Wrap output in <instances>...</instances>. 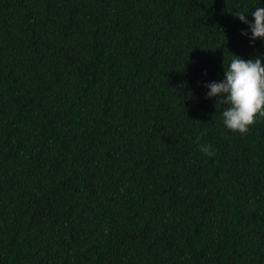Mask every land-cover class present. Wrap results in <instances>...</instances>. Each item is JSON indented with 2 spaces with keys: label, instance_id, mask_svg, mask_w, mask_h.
Wrapping results in <instances>:
<instances>
[{
  "label": "trees",
  "instance_id": "16d2710c",
  "mask_svg": "<svg viewBox=\"0 0 264 264\" xmlns=\"http://www.w3.org/2000/svg\"><path fill=\"white\" fill-rule=\"evenodd\" d=\"M257 3L0 0V264H264V116L202 84Z\"/></svg>",
  "mask_w": 264,
  "mask_h": 264
},
{
  "label": "clouds",
  "instance_id": "9594fccd",
  "mask_svg": "<svg viewBox=\"0 0 264 264\" xmlns=\"http://www.w3.org/2000/svg\"><path fill=\"white\" fill-rule=\"evenodd\" d=\"M249 11L253 19L245 15ZM249 11H235L234 15L247 25L240 30L241 35L255 44L257 38L264 40V4L258 0ZM223 70L222 79L202 82L206 88L205 97H215L216 104H225L221 112L223 125L243 134L257 114L264 116V57L257 55L245 59L233 53L227 66L223 63ZM201 150L206 151L207 146L202 145Z\"/></svg>",
  "mask_w": 264,
  "mask_h": 264
}]
</instances>
